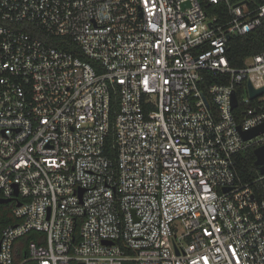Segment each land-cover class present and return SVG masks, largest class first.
<instances>
[{
    "label": "built area",
    "instance_id": "1",
    "mask_svg": "<svg viewBox=\"0 0 264 264\" xmlns=\"http://www.w3.org/2000/svg\"><path fill=\"white\" fill-rule=\"evenodd\" d=\"M202 1L0 0V198L17 219L0 264H264V198L235 159L264 144L241 133L264 123V93L249 92L264 87V49L242 67L228 55L264 4L207 0L228 4L219 24ZM205 72L227 82L206 93Z\"/></svg>",
    "mask_w": 264,
    "mask_h": 264
},
{
    "label": "trees",
    "instance_id": "2",
    "mask_svg": "<svg viewBox=\"0 0 264 264\" xmlns=\"http://www.w3.org/2000/svg\"><path fill=\"white\" fill-rule=\"evenodd\" d=\"M232 4L241 3L243 1H247L252 8H255L261 4H264V0H229ZM203 7L210 16H217V21L219 24H224L232 19V15L230 14L229 6L226 2L219 3H209L207 0L202 1ZM14 26H24L27 30H30L33 33L39 34L43 36V31L40 28L34 27L32 25H28L25 23H12ZM50 45L55 47L65 49L67 51L74 52L75 54L86 58L84 53L82 52L80 46H78L70 37L66 36H54L48 40ZM229 59L231 65L234 67H242L245 64V60L247 57L251 55H255L260 53L264 49V18L261 25L257 26L250 33H246L243 35H233L229 42ZM206 79L202 83V87L207 92V87L210 83L213 82H227L226 77H214L212 74L205 72ZM242 89V85L238 87L239 90ZM113 106V114H116L119 108V97L114 96L112 100ZM251 105L243 106L240 104L238 108L234 110L238 119L241 117V112L244 108H247ZM113 133H111L107 139V150H110L113 143ZM259 145H252L246 148L245 150L239 152L235 159L237 161V173H238V181L240 183H250L254 188V192L260 198H264V178L261 179L262 174L260 167L256 165L257 156L255 154V149ZM1 199V198H0ZM14 204L13 201L8 203L0 202V239L2 230L10 225L17 222V219L13 216ZM77 236L75 242L79 241V230L80 224L77 222ZM36 234L31 233L28 236L21 237L15 241V261L19 262L23 256L24 252L20 251L23 248L28 247L30 242L35 240ZM25 264H36L34 261H28ZM72 264H77L76 261H73Z\"/></svg>",
    "mask_w": 264,
    "mask_h": 264
},
{
    "label": "water",
    "instance_id": "3",
    "mask_svg": "<svg viewBox=\"0 0 264 264\" xmlns=\"http://www.w3.org/2000/svg\"><path fill=\"white\" fill-rule=\"evenodd\" d=\"M249 92H250L251 97H256V96L264 93V87L259 88V89H255L253 87V85L251 84V82H249ZM232 103H233L234 108L238 106V97H237L236 93L233 94ZM262 132H264V123L257 126V127L250 129L249 131L241 130V133H242L243 138L245 140L251 139V138L255 137L256 135H258ZM255 154L257 156L256 165H258L260 167L261 174L264 175V144L261 146H258L255 149ZM16 194H18L17 190H16ZM10 201H11V198H1L0 199V202H2V203H8ZM18 205H20V203H18ZM78 264H84V263L79 262Z\"/></svg>",
    "mask_w": 264,
    "mask_h": 264
}]
</instances>
